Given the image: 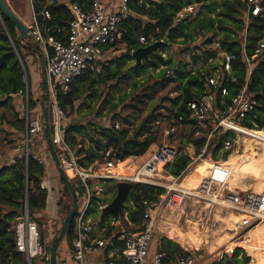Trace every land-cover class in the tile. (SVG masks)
Returning <instances> with one entry per match:
<instances>
[{
  "label": "trees",
  "instance_id": "16d2710c",
  "mask_svg": "<svg viewBox=\"0 0 264 264\" xmlns=\"http://www.w3.org/2000/svg\"><path fill=\"white\" fill-rule=\"evenodd\" d=\"M4 1L16 15L17 3L14 0ZM25 1L28 9L30 6L36 16L43 35H52L63 41L71 20L68 8L59 4L60 0ZM71 2L88 5L87 0ZM191 4L200 7L197 14L177 22L178 13ZM260 7L262 11L257 16L249 14L246 24L247 0H131L129 2L131 15L119 24L122 39L111 46L112 51H120L122 54L110 60L109 65L103 67L100 73L88 68L71 84L69 93L58 98V105L65 112L66 119L77 114L80 108L87 109L84 119L72 118L68 122L66 120L63 128L64 139L72 150L78 167L88 173L100 175L112 173L100 154L105 150H111L121 158L124 173L133 175L163 144V129L176 127V131L181 133L177 144L179 155L171 164L164 167V171L171 177H178L185 171L201 154L206 144V136L216 123L210 115L205 123L206 127L200 129L190 118L191 112L187 109L188 103L199 100L206 91L198 66L203 67L209 58L215 56L216 51L211 45L216 39L220 45L219 50L234 57L230 63L232 76L236 78V82L224 84L229 92L224 98L225 104H229L245 84L247 93L256 103L253 112L244 118L240 127L234 124L226 126L247 141L239 154L264 157V144L259 146L264 140V57L256 53L264 39V1L260 3ZM44 10L49 12V19H42L39 16ZM17 34L14 25L0 14V124L6 126L10 134L21 135L24 132V120L15 107L12 96L24 91L26 57L36 54L37 50L29 41L24 44L17 42ZM141 37L145 39V45L140 44ZM164 39L167 40V44L160 45L140 66L129 64L133 60L130 56L133 51ZM198 41H201V45L196 46ZM179 48H182V53L187 52L190 55L189 62L178 60L172 63V54ZM23 50L27 54H23ZM196 50L200 51L199 54L195 53ZM163 55H166V58ZM245 58L252 68L249 78ZM204 71L209 73V68H204ZM143 74H146L147 78L140 82L138 78ZM152 74L155 75L151 76ZM123 83H129L130 93H124L123 97L115 99L114 95ZM170 85H173L172 90L165 93L160 100L168 103L167 111L161 112L162 104L155 103L151 113L137 125L133 120L136 118L137 106H132L135 110L132 117L122 116L118 112L125 99L142 104L144 99H154L157 92L164 91ZM219 93L218 91L216 96ZM33 105L30 100V107ZM164 113L167 117L163 121ZM178 117H182V121L178 122ZM170 120L172 122H169ZM159 121L161 122L157 125L156 122ZM241 127L263 132L259 139L251 137L250 134L248 138L245 129ZM196 132H199V136L195 135ZM234 137L233 132H223L218 128L213 132L206 151L212 154L215 161L232 160L239 154L228 157L230 152L222 151V147L225 141ZM44 175V167L33 159H29L26 165L19 161L15 166L0 167V264H26L24 256L17 252L15 247L14 225L23 214L25 206L30 216L49 210L50 195L47 190L39 188V182ZM60 182L64 185L61 179ZM96 182L103 183L104 192L109 195L110 201L115 194V181ZM72 186L78 201H81L84 196L83 187L79 183H72ZM63 187L67 192L65 186ZM162 191L161 188L145 184H132L117 225L110 226L113 222L111 219L110 222L105 220L100 225L106 227L108 236L121 230L136 231L125 221L124 212H127L128 222L138 226L142 219V202L155 200ZM70 207L64 206L67 208L66 212L70 211ZM96 207V203L92 202L90 206L92 214L96 213ZM74 238L75 228L72 221L64 237L68 247ZM153 245L154 251L161 249L165 253L166 262L170 264L175 262L178 256L187 255L178 244L163 236L155 237ZM249 262L250 258L244 250L235 248L231 255L224 254L221 260L214 264Z\"/></svg>",
  "mask_w": 264,
  "mask_h": 264
},
{
  "label": "built area",
  "instance_id": "2783aa9c",
  "mask_svg": "<svg viewBox=\"0 0 264 264\" xmlns=\"http://www.w3.org/2000/svg\"><path fill=\"white\" fill-rule=\"evenodd\" d=\"M130 1L87 0V6L70 2L68 10L71 20L63 41L52 35H43L33 13L28 26L33 40L39 44L46 58L52 144L57 152L61 168L72 181L71 183H79L84 189L82 204L80 205L78 201L77 212L72 220L75 238L70 247L66 248L68 259L73 264H170L166 262V255L161 249L153 251L150 255L154 237L156 233L165 235L163 231L167 230L173 219L184 214L185 208L190 203L205 209L220 208L228 211L232 216L239 218L238 225L264 222V192L229 186L230 170L221 161L211 163L207 176L195 188L189 189L182 186L190 166L201 160L205 154L213 132L221 128L223 132L234 133L235 131L228 128L226 124L239 126L256 106L252 96L247 93L246 84L229 104H225L224 98L229 92L224 84L236 82V78L232 76L230 63L234 57L219 50L220 45L217 39L211 45V48L216 51L215 56L209 58L203 67L198 66L206 91L199 100L187 104V109L191 112L190 118L200 129L206 127L205 123L210 115L216 121L210 134L206 136V144L201 154L194 160L195 162H191L178 177H171L166 172V178L162 177L164 167L171 164L179 155L176 147L163 143L133 175L124 173L121 158L113 154L111 150H105L100 154L105 160L106 167L112 170V173L104 175L88 173L78 167L74 154L63 136L66 115L58 105V98L67 95L71 84L88 68L99 73L102 70L100 65H107L111 55L114 54L111 53V46L122 39L119 24L131 15ZM262 1L264 0H247L246 24L249 14L257 16L262 11L260 7ZM197 10L196 4L187 6L178 13L177 22L186 17H194ZM39 16L42 19L50 18L46 10L42 11ZM165 40H160V42ZM139 42L142 45L146 43L143 37L139 38ZM256 53L264 57V39L260 42ZM245 62L248 64L247 78H249L252 68L246 58ZM22 68L24 70V65ZM204 68H209V73H205ZM218 91L220 93L216 96ZM12 98H17L16 105L24 120V132L18 136L7 159L3 162L0 159V167L15 166L19 161H23L26 165L29 159L35 160L45 169V175L39 182V188L47 190L50 195L55 191V185L58 190V182L50 172L54 170V174L57 175L58 171L51 159L44 137L42 125L44 102L41 83L30 84L26 74L24 91L13 95ZM30 100L34 104L33 107H30ZM166 117L165 114L162 120L164 121ZM180 121L182 117H178V122ZM115 128H118V124ZM173 130L177 128H164L163 133L169 136ZM195 135L199 136V132ZM233 141L234 139L225 141L222 151L233 150ZM162 178H164L163 181ZM104 180L145 184L163 190L155 200L142 202V219L138 226L130 224L127 220V212H124L125 221L136 231L121 230L108 236L106 227L101 226V222L95 219V216L100 215L103 208L110 202L109 195L104 192L103 183L96 182ZM92 202L97 205L95 214L91 213ZM59 204L61 205L60 202ZM117 223L113 221L110 226H115ZM163 224L165 228H161ZM14 232L16 250L24 256L26 264H32L38 258L50 262V253L45 242L40 238L39 227L29 215L27 206L14 225ZM182 249L187 255L178 256L171 264H200L204 261L200 250Z\"/></svg>",
  "mask_w": 264,
  "mask_h": 264
},
{
  "label": "rangeland",
  "instance_id": "374dc122",
  "mask_svg": "<svg viewBox=\"0 0 264 264\" xmlns=\"http://www.w3.org/2000/svg\"><path fill=\"white\" fill-rule=\"evenodd\" d=\"M14 2L18 4V7H19L18 10L20 9L21 13L26 15V13L29 10L28 6H27L28 4L26 3V1L25 0H14ZM14 2H12V3H14ZM199 8L200 7H198V9ZM198 11L199 10H197V12ZM197 12H196V14H197ZM28 13L30 14V12H28ZM29 16L31 17V14ZM199 45H201V41H198L196 43V46H199ZM182 48H179L178 50H174L175 53L172 54V58H171L172 63H175L178 60H181L184 62L190 61V55L187 52L182 53L181 52ZM199 52H200L199 50L195 51L196 54H199ZM120 54H121V52L119 51L116 54V56H119ZM165 58H166V55H165ZM40 63H41L40 62V56L37 53L32 55V58H30L29 61L26 63L27 81L30 82L29 79H31L30 84H32L33 81H36V82L40 81V83H41ZM129 64H134V62H131ZM199 64H201V62H199ZM31 71H33L34 73H33V75H31V78H29ZM34 75L36 77H34ZM154 75L155 74H152L151 76H154ZM146 78H147V75L143 74L142 76H140L138 78V80L140 82H142V81H145ZM152 82L153 81H150V83H152ZM128 84L129 83L121 84L120 90L117 91L114 95L115 99H117L118 97H123L124 93H126V94L130 93V89L128 87ZM172 86L173 85H170L164 91L157 92L154 99H149V98H146L144 100L142 99L144 101V103H142V104L136 103L135 101L133 102L131 99H127V100L125 99V101L122 103V105L118 108V112H120L122 114V116H131L132 117L134 115V111H135L132 109V106L133 105L137 106L138 110L135 113L136 118L133 119L134 124L137 125L142 121V119L145 116H147L148 114L151 113V111L153 110V105L155 103L158 104L160 102L162 104L161 105L162 106L161 112H162V110L167 111L166 108L168 107V103L166 101L162 102L160 100H161V97H163L165 95V93L172 90ZM169 96H171V94ZM17 110H18V108H17ZM85 114H87V109L80 108L77 114L72 115L69 119H66V120H67V122H68V120H70L72 118L76 119V120H82L85 118L84 117ZM90 117L91 116H89V118ZM110 117H111V115L108 117V119ZM85 121H86V119H85ZM97 121H99V119ZM102 123L107 124V122H102ZM118 124L120 126L119 121H118ZM180 134L181 133L177 132L176 130H173V132H171V134L169 136L164 135V133H163L162 134V143L169 144V145L177 148V144L179 143V139H180ZM234 134H235L234 141H233L234 142V148H233V150L229 151L230 154L228 155V157L230 155L241 153V151L243 150V148L247 142L246 139H244V137L242 135L237 134L236 132H234ZM256 137H257V139H259L258 136H256ZM17 138H18L17 136H15L14 134H10V132H8V130L6 129V126L0 124V159L2 160V162L7 159V154L10 153V150L13 148L14 144L17 142ZM262 144H264V140H262V143H261V145L259 144V146H262ZM218 154H220V153H218ZM201 161H207V162L212 163L215 160L213 159L212 154L210 152L206 151V153L203 155L201 160H198L197 162L194 161L195 164H192L190 166L189 171L187 172L186 176L183 179L182 183L185 186H190V185L195 184V180H197L199 177V172L197 169H194V168H201V166H200ZM217 161L224 162L225 160L219 159ZM198 165H199V167H197ZM192 169H194L196 171H191ZM54 173H55L54 170H52V174H53L54 179L56 181H58V190H56L52 194H50L49 208L51 206V208H55L58 210V208H59L58 204L60 202L61 203L60 208H62V211L59 213L58 216H57V214L53 215L51 213V210L49 213L44 212V213L35 214V215L31 216L32 219L37 223V225L39 227V231H40V233H39L40 238L42 241L45 242V246L48 250L50 249L53 240L58 235V233H59V231L63 225V221L65 219V216L68 213V211L66 212L67 208H64V206L65 207L71 206L70 196L66 192V190L64 189V187H63L64 185L60 182L59 174H57V176H55ZM166 176L167 175L164 171V173H162V177L166 178ZM262 177H263V174H262ZM163 180H164V178H162V181ZM253 183L254 182L252 181L251 178H246L241 182L242 185L250 186L251 189H253V187H254ZM79 202L81 205L82 202L81 201H79ZM70 209H71V207L69 208V210ZM230 215H232V214H230V212L225 211V210H221L220 208L205 209V208H201L199 205H195V204L190 203L185 208L184 214H182L181 216L176 217L175 219L172 220V223H171L172 225L170 224L172 227L171 226L167 227L168 230H165L163 232L169 233V231L171 229L172 230L175 229V233H181V232L183 233L184 232L185 234H187L189 232H192L193 235H196V237L199 236V239L202 238L201 240L202 241L204 240L203 244L198 249L200 250L201 254L203 255L204 261L200 262V264H207L209 262L215 263V262L221 260V258L224 254L231 255L235 248H242L244 250L245 254L250 258L249 264H251V263H253L252 262L253 259H252L251 255L248 254L249 248L247 246H245L246 245L245 243H252L254 245L255 249L259 248L258 247L259 241H260L259 239L261 238V234L264 233V222H262V223L253 222V223H248L247 225H238V219L239 218L236 216L237 219H235L233 216H231L232 219L234 218L232 220L231 218H229ZM56 216H57V218H56ZM222 218L225 219L224 221L228 220V222L227 221L224 222L222 220ZM95 219H99V215H96ZM107 221L110 222V218H106V222ZM234 221H235V223H234ZM122 224L125 225V223H121V225ZM229 224H231V225H229ZM231 226H234V229L230 230V231L227 230V229H229L228 227H231ZM161 228H165V225L164 224L161 225ZM219 230H221V232ZM216 231H217V233H216ZM218 231H219V235H218ZM200 235H201V237H200ZM221 235L222 236L223 235H226V236L229 235L232 237V239L229 242H227V244H225V245H222V246L216 245L219 241V238L222 237ZM160 236H161L160 233H156V235H155L156 238H159ZM155 237H154V241H155ZM166 238H168V237H166ZM168 240H170V239H168ZM175 240H177V239H175ZM214 240L217 242H214ZM172 242L178 244L180 246V248L185 247L187 249V247H188V246H184V245L182 246L181 243H178L174 240ZM205 242H207V243L205 244ZM153 244H154V242H153ZM152 246L154 247V245H152ZM210 246H211V248L209 249L208 247H210ZM67 247H68V245L66 244L65 240L63 239L62 242L60 243V245L57 249V253H56L57 264H68L70 262L67 254H66V251H67L66 248ZM212 247H213V249H212ZM191 250H193V249H191ZM260 255H261V257H260L261 261L258 262L257 264H264V246H262L260 249ZM32 264H49V263L38 258V259L34 260Z\"/></svg>",
  "mask_w": 264,
  "mask_h": 264
},
{
  "label": "water",
  "instance_id": "95a60500",
  "mask_svg": "<svg viewBox=\"0 0 264 264\" xmlns=\"http://www.w3.org/2000/svg\"><path fill=\"white\" fill-rule=\"evenodd\" d=\"M0 14L5 16L15 27L17 31V42L20 44H24L26 41L31 42V44L37 50V54L40 56V76H41V87H42V96L44 107L42 110V125L44 130V137L46 140V144L51 156L54 165L57 168L60 179L64 183L65 188L71 199V209L65 216L63 221V225L52 242V245L49 249L50 253V262L49 264H57V249L65 237V234L77 212L78 208V198L72 186V183L66 173L63 171L60 165V161L57 156V152L55 150L54 145L52 144L51 139V131L49 126V91H48V82H47V74H46V58L42 52L41 47L37 44L30 33L29 28L10 10V8L6 5L4 0H0ZM167 44L166 40L162 42H154L150 45L140 47L137 50L131 53V58L134 60V66L138 67L142 64L143 61L147 60L150 55H152L160 45ZM132 184L126 181H117L115 182V194L113 198L110 200L108 205L103 208L99 215V222H103L106 218H110L112 221L117 222L120 219V214L124 211V207L126 206V199L131 190Z\"/></svg>",
  "mask_w": 264,
  "mask_h": 264
},
{
  "label": "crops",
  "instance_id": "0c3cea01",
  "mask_svg": "<svg viewBox=\"0 0 264 264\" xmlns=\"http://www.w3.org/2000/svg\"><path fill=\"white\" fill-rule=\"evenodd\" d=\"M30 2V0H29ZM71 2V0H60L58 1V3L60 4H63L64 6H66L68 8V4ZM18 4L17 6L15 7L16 9V15L17 17L28 27L29 24H30V20H31V17L29 16L30 14L32 15V11H31V8L29 6V10L28 12H30V14L27 12L26 15L21 13V10L19 9L18 10ZM111 50V48H110ZM111 53H114L113 55H111L112 57L108 60L107 62V65H109V61L112 60L114 57H116V54L118 52H113L111 50ZM23 54H27V52L25 50H23ZM122 54V53H121ZM120 54V55H121ZM119 55V56H120ZM131 56V55H130ZM163 57H165V55H163ZM32 58V56H27L26 57V61L28 62L29 59ZM131 62H134V60H132ZM130 62V63H131ZM101 68L103 67H106L104 66L103 64L100 65ZM94 70V69H93ZM33 71L30 72V77L31 78V75H33ZM97 73V72H96ZM100 73V72H99ZM34 77H36L34 75ZM30 82H31V79H30ZM37 83H40V81H33L32 84H37ZM14 103H15V107L18 108L19 112H20V109L19 107L16 105L17 104V98L14 99ZM15 136H19L17 133L14 134ZM263 146V144H262ZM9 154H7L8 156ZM201 165V168H194V169H197L198 172H199V177L197 180H195V184H197L198 182H200L205 176H207L208 174V168L212 165L210 162H207V161H201L200 163ZM224 165L228 166L229 170H230V177L228 179V185L229 186H234L236 188H241V189H247V188H250V186H245V185H242L241 182L246 179V178H251L252 181L254 182L253 183V190L256 191V192H264V157L260 156V155H249V154H239L236 158L232 159V160H225L223 162ZM199 167V165L197 166ZM192 169L191 171H196ZM52 173V170L51 172ZM193 173V172H192ZM262 174H263V177H262ZM57 176V175H55ZM57 178V177H56ZM58 179V178H57ZM58 182V181H57ZM183 184V183H182ZM194 184V185H195ZM55 191L57 189V186L55 185ZM59 207V205H58ZM60 208V207H59ZM59 208L58 210L55 209V208H49L48 211H45V212H50L51 210V213L54 215V214H57V216L59 215V213L62 211L60 209V212H59ZM44 212V211H43ZM40 214V213H38ZM56 216V218H57ZM55 218V219H56ZM160 227V226H159ZM165 235H161L163 237H168V232H165ZM169 239V238H167ZM171 241V240H170ZM173 241V240H172ZM153 246L151 247V250H150V255L153 254ZM183 247H181L182 249ZM188 249V248H187ZM183 250V249H182ZM68 264H73L72 262H69Z\"/></svg>",
  "mask_w": 264,
  "mask_h": 264
},
{
  "label": "bare ground",
  "instance_id": "6f19581e",
  "mask_svg": "<svg viewBox=\"0 0 264 264\" xmlns=\"http://www.w3.org/2000/svg\"><path fill=\"white\" fill-rule=\"evenodd\" d=\"M227 126H232L233 124H226ZM245 132H246V134H247V137H248V135L250 134V136L251 137H256V136H258V137H261V134H262V132L263 131H253V130H245ZM249 138V137H248ZM199 184V182L197 183V184H195V185H190V186H185L184 184H182V186H184V187H186V188H189V189H193V188H195L197 185ZM231 216L232 215H230L229 216V218H231ZM235 219H237V217L236 216H233ZM233 218V219H234ZM228 219V218H227ZM232 219V218H231ZM232 219V220H233ZM222 220L224 221L225 219L224 218H222ZM227 222H228V220H226ZM226 221H224V222H226ZM231 221V220H230ZM233 223V222H232ZM234 223H235V221H234ZM233 223V224H234ZM172 225V224H171ZM170 225V226H171ZM227 225V224H226ZM229 225H231V224H229ZM169 226V227H170ZM172 227V226H171ZM175 227V226H174ZM226 227V226H225ZM229 229H227V230H233L234 229V226H231V227H228ZM170 229V228H169ZM179 229V228H178ZM168 230V229H167ZM194 231V230H193ZM220 232H221V230H219ZM219 231H218V235H219ZM180 232V231H179ZM189 232V231H188ZM196 232V231H195ZM184 233V232H183ZM182 232L181 233H175V229L174 230H170L169 231V233H168V238L170 239V240H174V241H176V242H178V243H181V245L183 246H188L187 248L188 249H193V250H199L198 248H200V246L203 244V241L201 240V239H199V236L198 237H196V235H193V233L192 232H189V233H187V234H183ZM215 233V232H214ZM216 233H217V231H216ZM215 233V234H216ZM206 235V234H205ZM213 235V234H212ZM217 236V235H216ZM215 236V237H216ZM222 236V235H221ZM200 237H201V235H200ZM218 238V237H217ZM175 239H177V240H175ZM232 239V237L231 236H229V235H223L221 238H219V241H218V243L216 244V245H219V246H222V245H225V244H227V242H229L230 240ZM260 241H259V248L258 249H255V247H254V245L252 244V243H245L246 245L245 246H247L248 248H249V255H251V257H252V259H253V263H251V264H257L258 262H260L261 260H260V257H261V255H260V249H261V247L262 246H264V233H262L261 234V238L259 239ZM208 241V240H207ZM213 241V240H212ZM214 242H217V241H215L214 240ZM207 242H205V244H206ZM209 244V243H208ZM213 244V243H212ZM207 246V245H206ZM212 246V245H211ZM211 246L210 247H208L209 249L211 248ZM215 247V246H214ZM183 248H185V247H183ZM212 249H213V247H212ZM211 249V250H212Z\"/></svg>",
  "mask_w": 264,
  "mask_h": 264
}]
</instances>
